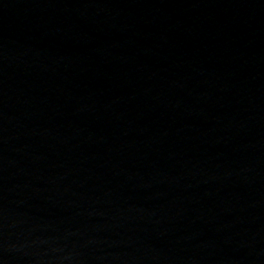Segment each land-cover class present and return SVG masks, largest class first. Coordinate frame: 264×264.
<instances>
[{"label":"water","instance_id":"water-1","mask_svg":"<svg viewBox=\"0 0 264 264\" xmlns=\"http://www.w3.org/2000/svg\"><path fill=\"white\" fill-rule=\"evenodd\" d=\"M0 264H264V0H0Z\"/></svg>","mask_w":264,"mask_h":264}]
</instances>
